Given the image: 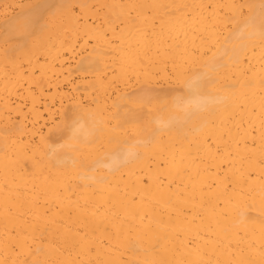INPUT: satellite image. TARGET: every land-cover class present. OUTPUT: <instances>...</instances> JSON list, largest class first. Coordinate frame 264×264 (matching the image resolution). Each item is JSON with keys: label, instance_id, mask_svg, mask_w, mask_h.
<instances>
[{"label": "bare ground", "instance_id": "1", "mask_svg": "<svg viewBox=\"0 0 264 264\" xmlns=\"http://www.w3.org/2000/svg\"><path fill=\"white\" fill-rule=\"evenodd\" d=\"M0 264H264V0H0Z\"/></svg>", "mask_w": 264, "mask_h": 264}]
</instances>
